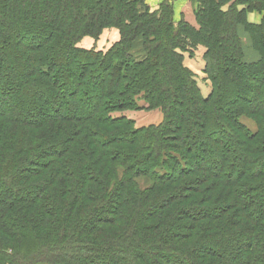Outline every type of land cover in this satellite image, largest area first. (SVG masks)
Here are the masks:
<instances>
[{"label":"trees","instance_id":"trees-1","mask_svg":"<svg viewBox=\"0 0 264 264\" xmlns=\"http://www.w3.org/2000/svg\"><path fill=\"white\" fill-rule=\"evenodd\" d=\"M195 1L197 27L169 1L0 0V264H264V16L246 20L264 0ZM107 27L105 51L77 45ZM195 44L207 96L183 64ZM141 100L162 121L109 114Z\"/></svg>","mask_w":264,"mask_h":264},{"label":"rangeland","instance_id":"rangeland-1","mask_svg":"<svg viewBox=\"0 0 264 264\" xmlns=\"http://www.w3.org/2000/svg\"><path fill=\"white\" fill-rule=\"evenodd\" d=\"M238 1V0H236ZM235 0H232L230 3L223 5L222 9L226 10L229 8L230 4L234 5L237 9H242L246 8V0H242L241 2H236ZM196 1H194V4ZM196 5V4H195ZM195 7H193V13L192 11H185L187 14L186 16L182 15H176L174 16V20H184L188 22L189 24L197 27L198 26V21L195 16ZM187 10V6H186ZM264 16V5L260 9H253L249 10L246 12V20L250 23H259ZM238 32L240 37L242 38V46L245 51V57L246 59H257L259 58V53L252 48L251 46V39L249 33L243 28L242 25H238ZM120 36L119 30L115 27H107L102 30V32L98 35V37L94 38L92 36L86 35L83 36L81 39L78 40L77 45L86 49H95V50H101L105 51L107 48H109L113 43L118 41ZM132 52L134 53V56L138 57L139 55H144V52L142 50L141 46V39H137L134 42ZM204 52H205V46L202 44H195V45H187V50L182 52L183 55V64L186 66L191 72H192V77L197 83L200 92L203 96H207L211 92V80L209 79L208 75L206 72H204V67H205V59H204ZM63 66L59 68L58 74L61 76H65L68 73V69H74L76 72H78V68L75 67V65H70V59L69 57L67 58L64 56L63 58ZM69 59V60H68ZM7 85L8 86H13L17 83V75L10 69L7 71ZM74 78V77H73ZM62 77L59 83L57 84L59 86L58 90L61 91V86L62 85ZM71 81V79H69ZM81 87V86H80ZM90 91V90H89ZM92 91H90L91 93ZM48 96H51V93L47 94ZM54 95H58L57 93ZM38 102V100H37ZM139 106L143 108H126L123 110H114L110 111V116L111 117H124L126 119H129L133 122V126L135 127H147L152 124H158L160 121L163 119V113L159 108H152L148 107L145 105L144 101L141 100L139 102ZM62 107H68L67 104L63 105ZM239 120L248 127V129L252 132L256 131L257 129V123L256 121L251 117V116H246V115H241L239 117ZM195 130V129H194ZM195 133V132H194ZM193 133V137H196L195 134ZM1 137V136H0ZM10 139V138H9ZM2 141V137H1ZM4 144L3 142H1ZM4 141V139H3ZM9 143V142H8ZM206 145L209 147L212 145L210 141L205 142ZM10 144V143H9ZM209 156V155H207ZM113 164L117 163H110V166ZM117 168V176L121 177L122 176V171L123 167H120L116 165ZM136 182H138L140 188H144L145 186L150 185L152 182L150 179L146 177H136ZM232 252V250L229 249L227 253ZM36 259V258H35ZM35 259H32L31 262L35 264H42L39 262H36ZM44 264V263H43ZM45 264H51V263H46ZM121 264H127V263H121Z\"/></svg>","mask_w":264,"mask_h":264},{"label":"crops","instance_id":"crops-1","mask_svg":"<svg viewBox=\"0 0 264 264\" xmlns=\"http://www.w3.org/2000/svg\"><path fill=\"white\" fill-rule=\"evenodd\" d=\"M163 1H169L174 9V16L176 15H182L186 16L185 11H192L193 13V7L195 6L194 1L195 0H145L146 4L150 7V9L154 10L157 9L159 4ZM187 6V10H186ZM176 14V15H175Z\"/></svg>","mask_w":264,"mask_h":264}]
</instances>
